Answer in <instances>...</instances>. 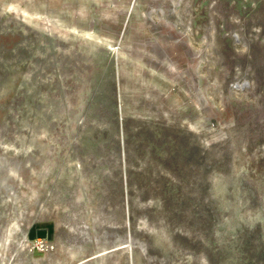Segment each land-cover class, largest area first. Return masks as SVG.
Wrapping results in <instances>:
<instances>
[{"label": "rangeland", "instance_id": "rangeland-1", "mask_svg": "<svg viewBox=\"0 0 264 264\" xmlns=\"http://www.w3.org/2000/svg\"><path fill=\"white\" fill-rule=\"evenodd\" d=\"M0 264H264V0H0Z\"/></svg>", "mask_w": 264, "mask_h": 264}, {"label": "water", "instance_id": "water-1", "mask_svg": "<svg viewBox=\"0 0 264 264\" xmlns=\"http://www.w3.org/2000/svg\"><path fill=\"white\" fill-rule=\"evenodd\" d=\"M232 38H233V40L236 42L237 41V35L235 34V33H233L232 35ZM246 85V82L245 81H243V82H241V83H238V82H235L234 84H233V88H242L243 86H245ZM139 245L142 247V248H144V246H145V242H139Z\"/></svg>", "mask_w": 264, "mask_h": 264}]
</instances>
